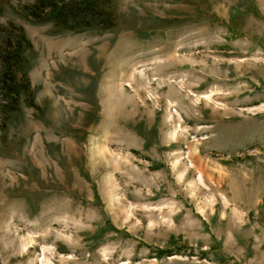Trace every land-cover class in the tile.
Masks as SVG:
<instances>
[{
    "label": "rangeland",
    "instance_id": "1",
    "mask_svg": "<svg viewBox=\"0 0 264 264\" xmlns=\"http://www.w3.org/2000/svg\"><path fill=\"white\" fill-rule=\"evenodd\" d=\"M34 1L0 0V264H264V0Z\"/></svg>",
    "mask_w": 264,
    "mask_h": 264
},
{
    "label": "trees",
    "instance_id": "2",
    "mask_svg": "<svg viewBox=\"0 0 264 264\" xmlns=\"http://www.w3.org/2000/svg\"><path fill=\"white\" fill-rule=\"evenodd\" d=\"M115 0H77L75 2V6H71L66 3H61L62 0H35L34 4L30 6L29 12L36 20L42 21H51L55 25H63V26H71L72 30H83L92 28L89 23H86L87 14H89L90 10H101L102 4H109ZM77 4L84 9H78ZM75 8V9H73ZM84 11V12H82ZM107 15L109 13L107 12ZM49 16V17H46ZM70 23H74L70 25ZM76 23V24H75ZM102 27L110 28L115 25L114 20L110 17H106V19L101 20ZM99 27H101L99 25ZM20 92H16L17 101L20 98ZM16 101V102H17Z\"/></svg>",
    "mask_w": 264,
    "mask_h": 264
}]
</instances>
